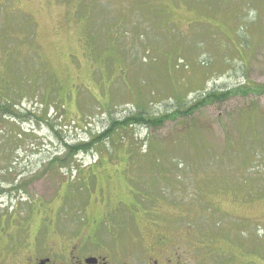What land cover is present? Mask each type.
I'll return each mask as SVG.
<instances>
[{"label": "rangeland", "instance_id": "rangeland-1", "mask_svg": "<svg viewBox=\"0 0 264 264\" xmlns=\"http://www.w3.org/2000/svg\"><path fill=\"white\" fill-rule=\"evenodd\" d=\"M246 79L264 84V0L0 3V104L35 116L0 119L8 261L36 236H88L131 264H264V95L49 164L138 103L157 114Z\"/></svg>", "mask_w": 264, "mask_h": 264}, {"label": "trees", "instance_id": "trees-1", "mask_svg": "<svg viewBox=\"0 0 264 264\" xmlns=\"http://www.w3.org/2000/svg\"><path fill=\"white\" fill-rule=\"evenodd\" d=\"M246 67V63L243 62V65L241 67L242 70H246ZM251 95H264V84H251L250 80L246 79L244 82L231 88L212 89L207 92H202L194 100L188 103H183L182 105H178L173 110H166L157 114L147 112L144 106L138 103L136 105L137 109L131 112L130 114L124 116L122 119L112 117L110 124L106 127V129L101 134L91 137L88 142H81L77 144L65 143V151L63 156L53 159L51 162H49V164L53 165L57 162H61L64 166L68 164H70L71 166L70 160L74 159V156L77 153L83 151H90L92 148L96 147L101 141L111 138L113 132L117 128H127L129 126L139 125L145 128L161 129L163 128V126L166 125L167 122L170 121L175 122L179 120V122H181L189 120V118L208 108L209 106H213L217 103H224L234 97H250ZM143 98L146 99V95L143 96ZM11 107L12 105H9L7 103L0 104V119L2 116H4V114H12L16 121L18 119H27L33 121V118H35V116H31V114L29 113H18ZM47 123L51 125L49 119L47 120ZM190 132H192L193 134L200 133L201 135H203L200 130L198 131L194 127L190 129ZM176 142L175 144L177 146ZM175 151H177L176 148ZM177 165H179V168H182L181 164Z\"/></svg>", "mask_w": 264, "mask_h": 264}, {"label": "flooded vegetation", "instance_id": "flooded-vegetation-1", "mask_svg": "<svg viewBox=\"0 0 264 264\" xmlns=\"http://www.w3.org/2000/svg\"><path fill=\"white\" fill-rule=\"evenodd\" d=\"M4 1L6 0H0V3ZM37 241L36 236L28 243V247L12 252L9 261L7 244L0 246V264H131L110 249L105 250L101 246V249L98 248L88 240V236L68 240L61 247L39 248ZM147 264L159 263L155 258L149 257Z\"/></svg>", "mask_w": 264, "mask_h": 264}]
</instances>
